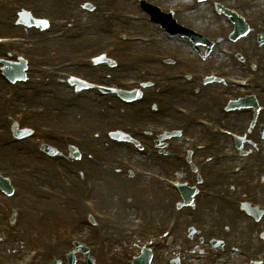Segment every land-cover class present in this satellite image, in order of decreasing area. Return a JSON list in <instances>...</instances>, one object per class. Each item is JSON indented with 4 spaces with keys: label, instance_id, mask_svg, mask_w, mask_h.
<instances>
[{
    "label": "bare ground",
    "instance_id": "6f19581e",
    "mask_svg": "<svg viewBox=\"0 0 264 264\" xmlns=\"http://www.w3.org/2000/svg\"><path fill=\"white\" fill-rule=\"evenodd\" d=\"M161 1H164L166 3L170 2V0H161ZM238 3H242V4L246 5L249 3V0H242V1H239ZM248 10H249L248 13L251 14L253 18H256L257 21H259V17H261V14L264 13V0L260 3L252 5L251 7H248ZM200 19H202V20L205 19L204 21L211 19L209 9L206 11V8H203L202 10L197 11L196 13L187 14L185 16L183 15V16H181L180 20L198 24V23H196V21H198ZM93 21H94V24H96L98 32L96 34H94L91 37V39L101 42V40L106 37V34L103 33V26L107 23V21H105L101 17L100 14L98 16L94 17ZM201 22L199 23V25L202 24ZM133 26L137 29L146 27V25L142 24V23L133 24ZM250 38L251 37H248L245 40H241V41H239V43L247 42L248 44H250V47H251V50L249 51L250 54L260 56L261 54H259L258 52L253 50V48L257 49V47H254V45H252V43L248 41V40H250ZM85 42L86 41L81 42L80 45H83ZM168 46H170L171 48L176 49V50H182L186 53H187L186 50H188L186 47H182L179 45L168 44ZM122 56H123V54H122ZM221 60L225 61V65L227 67L226 70H228V72H230V73H233L234 71L232 70V68H230L232 64L231 63L226 64L227 60H225V59H221ZM150 64L156 65L155 63H150ZM235 65L240 70H244V68L241 64H237V62H235ZM178 85H179L178 86L179 89H178V91L176 90L173 92V96H177L178 99L182 102L194 103V101H196V99L192 98L186 89L187 87H189V85H187L186 83H183V82H179ZM210 88L219 89L217 87H208V88H204L203 90H207ZM219 90H221V89H219ZM151 93H152V91H149L148 96ZM184 93H185V95H184ZM214 93L218 94L219 96H221V94H222L221 92H217V91H213V90H210V91L205 93V95H204L205 102H204L203 111H202L203 114H208V112L210 110H212L211 106L209 104L215 98ZM6 116L8 118L12 117V119L17 117L13 110H9L6 114ZM77 116L78 117H84V114H83V112H78ZM48 117L60 119L57 115H53L51 113L48 114ZM241 117H242V115H235V116L230 117L228 120L229 125L231 127L235 128L237 123L239 121H241ZM177 118H178V116L175 113L169 111L165 114L158 115L157 117H155L153 119V121L170 124V123H173V121H171L172 119L176 120ZM98 120H99V118L91 117V121H98ZM5 124L7 126L10 125L7 121ZM194 130L196 131L198 129L194 128ZM191 132L197 133V132H194L193 130H191ZM200 133H202V135L204 137H206V133H204L202 131ZM221 145L224 147H230V141H228L226 139L222 140ZM173 146L175 148H179L181 146V140H177V141L173 142ZM246 150H248V149L246 148ZM6 153L9 154L7 149L0 148V157H1L0 165L5 166V167H6V165L10 166V163H8V160L10 158L8 157V155ZM249 155L250 156H248L246 158H247V160L250 161V165H249L250 168H249V170H247L244 173L243 178H239L241 175L238 177H229L225 173H223V174L216 173L214 171L215 170L214 164L206 165L207 176L212 177L214 179V182H217L220 178V180H225L226 183H236L238 185H241V184L243 185V183L251 184L252 183L251 181L254 178L258 179V178L264 177V155H262L261 157L253 156L251 154H249ZM227 162L228 161H226V163ZM163 163H166V164L170 163L172 165H176L172 160L171 161L164 160ZM226 163H223L224 165H222V166L226 167L228 165ZM211 172L214 174H211ZM43 176H44V172H42V171H38V173L36 174V177H39V178L43 177ZM112 178L115 179L114 177H112ZM19 185H20V189L23 192V194L29 193L30 187L28 184H26L24 182H20ZM251 185L253 186V187L251 186V188H253L255 190V185L254 184H251ZM255 191H257L259 194L263 193V192H259L258 190H255ZM97 202H98L100 207L103 206L104 203H106V202L112 203L111 199H101V198H99ZM35 207H37L36 204L34 205L33 209H35ZM169 211H171V207H169L167 205H162L161 207H159L157 209V215H156L155 219L153 221H151L150 223H148L147 229L148 230L152 229L154 227V225H156V223L164 216V214L166 212H169ZM199 213L200 214H197L194 216V219L201 220L204 222H208L211 225H220L222 227V231L225 232L226 235L231 237V238H234L237 236H245V237L252 236V235H248V234H251L253 232V229H254L251 226L250 221L243 216H239L238 214H235L234 208L232 205L222 204L221 206H217L212 202L203 201L202 202V208L199 211ZM58 217H59L58 211H55L53 213V221L59 222ZM190 220H191V218H189L185 215L182 219L183 224L180 226L179 235H180V241L183 245L188 244V241L185 240L183 237V232H184V229L186 227V224ZM13 247H14L13 245L10 246L9 244L6 247H4L6 254L8 256V259H10V260L12 259L11 257H12V253H13V250H12ZM163 252L168 253V251L166 249H164ZM188 264H201V263L188 261Z\"/></svg>",
    "mask_w": 264,
    "mask_h": 264
},
{
    "label": "rangeland",
    "instance_id": "374dc122",
    "mask_svg": "<svg viewBox=\"0 0 264 264\" xmlns=\"http://www.w3.org/2000/svg\"><path fill=\"white\" fill-rule=\"evenodd\" d=\"M17 1L18 0H0V21H1V23L3 24V22L8 18V17H10V16H12L11 17V19L10 20H12L13 18H14V16H15V12L16 11H18V10H20V9H22V8H24V10H30L33 14H35L36 16H52V17H59V18H62V17H64V18H69L66 14H59V15H52L51 14V12L53 11V10H55L56 9V7H58L57 5H56V3H50V4H41V3H36V4H34L35 6H30L29 4H24V3H22V2H20L18 5H16V3H17ZM48 1H50V2H56L57 0H48ZM88 1V0H87ZM97 0H91L90 1V6H93L94 5V2H96ZM49 3V2H48ZM164 5V4H163ZM6 6V7H5ZM42 6H44V8L42 7ZM165 6V5H164ZM172 6H176V4H172ZM112 8V9H115V10H121L120 9V7H118V6H116V7H113V5H111L110 4V6H103V12H106L107 10H108V8ZM59 8V7H58ZM60 8H62L63 10H68L66 7H60ZM70 9H73V8H70ZM126 12H129L128 10L126 11ZM244 12V11H243ZM245 14H246V12H244ZM206 22H208L209 23V25L207 24V23H204V24H193V23H190V22H186V21H184V22H182L185 26H187V27H191V28H194V29H196V30H198V31H205V32H208V30H207V26L208 27H212V28H214V29H219V30H221V28L220 27H218V26H213L212 25V23H213V19H212V16H211V19H209V20H206ZM215 23V22H214ZM2 24H0V28H1V25ZM206 24V25H205ZM3 26V25H2ZM130 29V28H129ZM130 31H132L133 33H137V34H142V35H149V34H147V32H143L142 30H132V29H130ZM0 35H6L4 32H1L0 31ZM210 35V34H209ZM215 34H212V35H210V37H211V39L212 38H214L215 36H214ZM34 38H37V35H34ZM64 40H66V37L64 38ZM50 48V47H49ZM66 48V47H65ZM68 49V48H67ZM84 51V50H83ZM98 52V50H96L95 51V53H97ZM45 54V53H44ZM73 53H70L69 55H72ZM135 54H140L139 52H136ZM250 56V55H249ZM223 58V57H222ZM245 59H247V60H249V61H256L255 60V57H252L251 56V58L250 57H248V58H245ZM208 61H211V60H204L203 62H201V63H208ZM217 62H219V61H217V60H214V61H212V65H210L209 63V65L211 66L210 68L211 69H214L215 68V66H216V64H217ZM245 64V63H244ZM145 66V65H144ZM184 71V69L183 70H181V72H183ZM171 72H167V73H165V75L166 74H170ZM249 73H251V72H248V73H235V74H231V73H227L226 72V75L227 76H232V77H237V78H241V77H243V76H246L247 74H249ZM153 75H155V76H158V75H156V74H153L152 72H151V74L150 75H148V77L149 76H153ZM148 77H145V79H147ZM251 77H253V76H251ZM161 78H164V77H161ZM94 79V78H93ZM139 80H141V79H139ZM199 83V82H198ZM172 84V83H171ZM197 84V83H196ZM158 90H160V87H158ZM192 90H194V88L193 87H190V92L192 91ZM228 90H230V89H228ZM227 89H226V87L224 88V91H226V92H229ZM241 90V92H248V90L247 89H240ZM231 94L232 95H237L238 94V92H235V91H232L231 92ZM233 96H230V95H226V96H224V99H222L221 101H219V102H217V104H219L220 102L222 103V102H224L226 99H229V98H232ZM262 100L264 101V97H262ZM164 103H165V101H160L159 103H156L155 104V106H151V108H153V107H155V108H157V107H163L164 106ZM172 104V103H171ZM175 104H177V105H180V106H182L183 108H190V107H192L195 103H193V104H190V105H188V104H184V103H182V102H180V101H176L175 102ZM216 104V105H217ZM158 109V108H157ZM216 112H217V110H216ZM94 114L95 115H97V113H96V109H94ZM116 114V113H115ZM129 114H130V116H132L131 115V110L129 111ZM201 114V113H200ZM201 116L203 117V118H205V119H207V120H210V118H208V117H206V116H204V115H202L201 114ZM115 117V116H114ZM127 116L125 115V118H126ZM133 117V116H132ZM248 118V116H246L243 120H241L240 121V124H239V126L237 127V128H230L231 130H234V131H236V132H239L240 133V131L244 128V126H245V123H246V121L248 120L247 119ZM128 118H126V121L127 122H131V121H133L132 123H130V125L132 124L133 126H135L136 124H137V121H135V120H130V121H128L127 120ZM67 123H72V124H82V125H89L88 123H87V121H85V120H68L67 121ZM102 128H104V127H102V125L100 126V128L99 129H102ZM9 137V136H8ZM10 138V137H9ZM57 147V146H56ZM58 148V147H57ZM230 149L229 148H225V149H222V150H220V152L221 153H227L226 151H229ZM60 152H61V155H59V156H62L63 155V152L64 151H62V150H60ZM212 153V152H211ZM246 153V155H248L249 153L248 152H245ZM102 154H105V153H102ZM252 155H254L253 153H251ZM105 155H107V161H104V163L103 164H101V162L100 161H97V159H95L96 157H94V158H92L90 155H89V157H87L86 158V161H87V170L90 172V173H92L91 171H90V169H94V168H102V167H104V164H106V163H108V164H111L112 166H114V164L111 162L112 160H110V154H105ZM112 156H116L118 159H120V160H123V161H125V162H127V163H129V164H133V165H135V166H137V167H141V168H143V169H147V170H149V171H153V172H156V173H159V174H161V170H158V169H152V168H150L149 166H144V165H142L140 162H137V161H135L132 157H130V156H128L127 154H123V153H112L111 154ZM246 155H241V156H246ZM58 159H59V162H57V163H54V162H52V161H50V163H51V165H57V166H59L61 169H63V170H66V168L65 167H63L62 168V165H65L66 164V162L61 158V157H57ZM241 159H243V158H241ZM153 162H155V163H157V164H160V163H162V162H158V161H156V160H154L153 159ZM234 162H236L235 160H233L232 161V163H234ZM101 164V165H100ZM116 164V163H115ZM236 164H239L238 162L236 163ZM98 165H100V166H98ZM27 168H31L30 167V165H29V162H25L24 164H23V166H22V170L24 171L25 169H27ZM179 170H180V167H179V165H177V167L176 168H173V174H169V175H166V176H178L177 174H178V172H179ZM0 171H2V168H0ZM4 172V171H3ZM6 173V172H5ZM67 173V172H66ZM227 173H230V170H228V172ZM67 175L69 176V174L67 173ZM62 181H64V178H62ZM223 182H221V180H220V178H219V180H218V183L219 184H215L214 183V179L213 178H211V177H209L208 179H207V181H203V182H199L197 185H199V188H200V190H207V192H214V193H216V192H218V193H222L223 194V196L224 197H226V198H228L229 196H230V193H231V191H230V186H232V185H235V184H232V183H226V181L225 180H222ZM41 185H45V186H49V184L48 183H46V182H43V181H40L39 182ZM130 183H132V181H130ZM134 183H137V182H134ZM142 184H143V187H149L148 185H146V184H148L146 181H142ZM256 184H257V186L259 187V188H263L264 187V178L262 177V178H259V179H257V181H256ZM50 187V186H49ZM102 189H105L104 187H102ZM120 189H123V188H120ZM130 190V189H129ZM233 191V190H232ZM119 192H116V194H118ZM33 194L35 195V196H38V194L36 193V191L34 190V192H33ZM137 194H139V196H140V198L143 200V203H144V205H143V207L144 208H148V202L149 201H152V200H157L158 201V199L156 198V197H151L150 195H145V194H142V193H137ZM257 195L256 194H254V192L253 191H249V193L248 192H244V191H240L239 193H238V195L236 196L237 197V200H241V199H247V200H252L253 199V197H256ZM38 198V197H37ZM22 199V198H21ZM26 199L27 200H25V202L24 201H22V203H23V206H25V207H30V204H29V202L30 203H32V201H29L28 202V199H30V198H27L26 197ZM39 199V198H38ZM220 199H222L223 201H225V199H223V197H221ZM40 200V199H39ZM116 200V199H115ZM163 200L165 201V197L163 198ZM219 202H221V201H213V203H215L216 205H218V203ZM226 202V201H225ZM41 203L42 204H46L45 202H42L41 201ZM116 203V202H115ZM259 203H261L262 205H264V199H262V198H260L259 199ZM158 204H159V201H158ZM231 204V203H230ZM22 206V205H21ZM31 208V207H30ZM67 211H68V215H67V217H66V220H67V224H68V226L70 227L71 225H70V221H71V219H72V217L73 216H75V214L73 213V211L71 210V207H69V209H67ZM103 211V212H102ZM101 212L102 213H109L110 215H113V216H117V215H119L120 214V211H118L117 209H113V210H111L110 212L109 211H104V210H102ZM237 210H236V207H234V212H236ZM121 212H123V211H121ZM130 217L126 220V221H124V223H126V224H131L134 220H137V219H139L140 217H141V214L139 215V213H133V212H131L130 213V215H129ZM38 224L39 223H37L35 226H38ZM66 225V223L64 224V226ZM46 228L48 227H50L52 230H58L59 228L58 227H55V226H53L52 224H46V225H44ZM44 227V228H45ZM39 228V227H38ZM41 228V227H40ZM34 229H35V227H34ZM63 227H62V229L59 231V232H57L55 235H52L51 234V237H58V236H60L61 234H66L67 232H68V230H63ZM69 232H71V231H69ZM254 232H255V230H254ZM240 237H237V239H239ZM98 239H93V240H91L88 244H87V247L89 248V250H90V254H91V256L95 259V261L98 263V264H120V262L119 261H115L114 260V258H117V248H116V246H115V242H117L116 240L115 241H109V242H107V243H103V244H98L97 241ZM235 241H238V240H235ZM106 256L105 258H107V259H104V257H102V256ZM21 256H22V254H19V256L16 258V260H14L13 261V263L14 262H17L20 258H21ZM108 257H111L112 259H108ZM118 259V258H117ZM121 264H122V262H121ZM124 264H125V260H124Z\"/></svg>",
    "mask_w": 264,
    "mask_h": 264
}]
</instances>
